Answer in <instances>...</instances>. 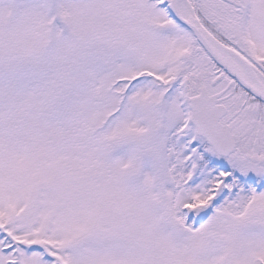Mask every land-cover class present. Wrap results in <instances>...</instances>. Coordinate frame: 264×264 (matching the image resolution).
<instances>
[{
    "label": "snow or ice",
    "instance_id": "snow-or-ice-1",
    "mask_svg": "<svg viewBox=\"0 0 264 264\" xmlns=\"http://www.w3.org/2000/svg\"><path fill=\"white\" fill-rule=\"evenodd\" d=\"M0 264H264V0H0Z\"/></svg>",
    "mask_w": 264,
    "mask_h": 264
}]
</instances>
